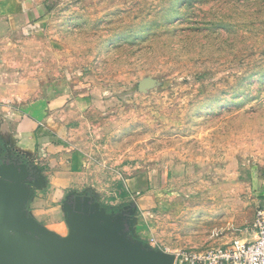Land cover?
<instances>
[{
    "label": "rangeland",
    "instance_id": "1",
    "mask_svg": "<svg viewBox=\"0 0 264 264\" xmlns=\"http://www.w3.org/2000/svg\"><path fill=\"white\" fill-rule=\"evenodd\" d=\"M0 10V95L24 106L51 83L69 89L32 160L43 181L30 203L62 218L59 234L72 193L134 208L135 235L169 253L227 243L250 223L264 205V0Z\"/></svg>",
    "mask_w": 264,
    "mask_h": 264
},
{
    "label": "water",
    "instance_id": "2",
    "mask_svg": "<svg viewBox=\"0 0 264 264\" xmlns=\"http://www.w3.org/2000/svg\"><path fill=\"white\" fill-rule=\"evenodd\" d=\"M42 181L31 158L0 161V264H174L135 235L134 208L109 210L93 194L66 196V235L47 228L28 207Z\"/></svg>",
    "mask_w": 264,
    "mask_h": 264
},
{
    "label": "crops",
    "instance_id": "3",
    "mask_svg": "<svg viewBox=\"0 0 264 264\" xmlns=\"http://www.w3.org/2000/svg\"><path fill=\"white\" fill-rule=\"evenodd\" d=\"M0 17L3 18L4 13L0 12ZM7 17L9 14L5 15L4 18ZM51 84L44 87L41 98L32 101L27 100L24 106L16 105V101L10 97L0 95L1 159H5L10 154L12 157L31 158L32 160L35 157L38 161L42 160L41 155L37 156L35 153L36 145L51 139L54 131L50 121L57 109H60L58 106L65 104L69 99V89L66 84H55L54 87ZM58 142L52 144L58 145ZM37 204L35 199L32 204L29 203L28 207L31 214L47 228L62 233L64 230L62 218L45 213ZM251 237L252 235H249V238Z\"/></svg>",
    "mask_w": 264,
    "mask_h": 264
},
{
    "label": "built area",
    "instance_id": "4",
    "mask_svg": "<svg viewBox=\"0 0 264 264\" xmlns=\"http://www.w3.org/2000/svg\"><path fill=\"white\" fill-rule=\"evenodd\" d=\"M237 232L229 242L209 249L174 252V264H264V205Z\"/></svg>",
    "mask_w": 264,
    "mask_h": 264
},
{
    "label": "flooded vegetation",
    "instance_id": "5",
    "mask_svg": "<svg viewBox=\"0 0 264 264\" xmlns=\"http://www.w3.org/2000/svg\"><path fill=\"white\" fill-rule=\"evenodd\" d=\"M2 160H3V159L0 158V161H2ZM121 210H122V209H118V210H116V211L118 212V211H121Z\"/></svg>",
    "mask_w": 264,
    "mask_h": 264
}]
</instances>
